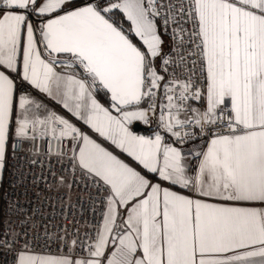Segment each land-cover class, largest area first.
I'll list each match as a JSON object with an SVG mask.
<instances>
[{
  "label": "snow or ice",
  "instance_id": "obj_1",
  "mask_svg": "<svg viewBox=\"0 0 264 264\" xmlns=\"http://www.w3.org/2000/svg\"><path fill=\"white\" fill-rule=\"evenodd\" d=\"M0 264H264V0H0Z\"/></svg>",
  "mask_w": 264,
  "mask_h": 264
},
{
  "label": "built area",
  "instance_id": "obj_2",
  "mask_svg": "<svg viewBox=\"0 0 264 264\" xmlns=\"http://www.w3.org/2000/svg\"><path fill=\"white\" fill-rule=\"evenodd\" d=\"M9 177L7 176V173L5 174V186L7 185V181H8Z\"/></svg>",
  "mask_w": 264,
  "mask_h": 264
}]
</instances>
